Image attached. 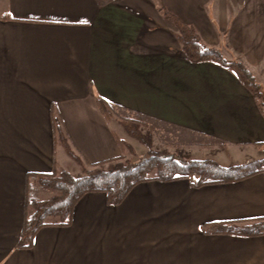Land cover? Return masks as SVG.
<instances>
[{
  "label": "crops",
  "instance_id": "crops-1",
  "mask_svg": "<svg viewBox=\"0 0 264 264\" xmlns=\"http://www.w3.org/2000/svg\"><path fill=\"white\" fill-rule=\"evenodd\" d=\"M163 10L264 89V0H0V264H264V235L201 230L264 217V172L200 187L145 181L116 205L89 192L69 225L43 226L19 245L38 177L76 163L58 126L84 164L121 154L117 116L248 154L236 163L264 158L259 98L230 70L189 62Z\"/></svg>",
  "mask_w": 264,
  "mask_h": 264
},
{
  "label": "trees",
  "instance_id": "trees-1",
  "mask_svg": "<svg viewBox=\"0 0 264 264\" xmlns=\"http://www.w3.org/2000/svg\"><path fill=\"white\" fill-rule=\"evenodd\" d=\"M96 1L103 5L111 0ZM162 15L176 26V40L189 62H213L230 70L244 87L258 97L260 85L242 62L226 59L219 50L203 43L193 26L183 23L167 10H163ZM99 102L104 111L110 112L108 103L101 99ZM261 109L264 112L263 103ZM118 119L129 136L147 143V137L139 129L143 125L141 117ZM56 136L64 151L81 166L82 173L74 175L66 170H58L38 177L40 188L50 189L54 195L47 199L28 197L26 216L19 234V245L22 247H30L32 237L43 226L69 225L74 205L82 195L89 192H102L108 204L116 205L122 202L136 184L145 181L185 179L193 187H200L237 182L264 172V158L225 166L211 158L169 156L151 150L137 162L126 158L121 152L116 158L89 163L85 167L71 149L60 126L56 127ZM201 230L210 234L264 235V217L211 223L203 225Z\"/></svg>",
  "mask_w": 264,
  "mask_h": 264
},
{
  "label": "rangeland",
  "instance_id": "rangeland-1",
  "mask_svg": "<svg viewBox=\"0 0 264 264\" xmlns=\"http://www.w3.org/2000/svg\"><path fill=\"white\" fill-rule=\"evenodd\" d=\"M255 80L259 83L257 78ZM258 98L259 102L263 103V88L260 90ZM117 117L115 119H118ZM112 118V116H109L110 120ZM141 118L143 120V125H140L139 129L142 135L147 137V143L136 140L135 138L129 136L126 131L124 137L120 141V150L124 156L128 159L135 160L136 162L146 157L150 150L154 153L169 154V156L174 154L181 155L185 158H211L225 166L241 162L243 158L248 156L246 152H243L241 155H237L234 152L231 154L230 151H226L224 147L211 139L201 137L196 134H188L177 128L154 122L151 119ZM112 125L116 126L115 124ZM122 129L124 131L123 127ZM84 166L88 167L86 164H84ZM65 168L74 175L82 173V168L78 162L75 163L72 160L67 162ZM53 195L54 192L46 188L38 189L35 192L32 191L29 194L30 197L36 199H47Z\"/></svg>",
  "mask_w": 264,
  "mask_h": 264
},
{
  "label": "water",
  "instance_id": "water-1",
  "mask_svg": "<svg viewBox=\"0 0 264 264\" xmlns=\"http://www.w3.org/2000/svg\"><path fill=\"white\" fill-rule=\"evenodd\" d=\"M263 104H264V99H263Z\"/></svg>",
  "mask_w": 264,
  "mask_h": 264
}]
</instances>
